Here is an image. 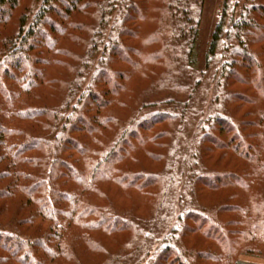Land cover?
I'll use <instances>...</instances> for the list:
<instances>
[{"label": "trees", "instance_id": "16d2710c", "mask_svg": "<svg viewBox=\"0 0 264 264\" xmlns=\"http://www.w3.org/2000/svg\"><path fill=\"white\" fill-rule=\"evenodd\" d=\"M21 1L0 0V180L4 181L0 184V198L4 200L13 191H20L24 196L21 205L15 206L12 213L7 210V203L3 201L0 205V264H82L76 259L82 247L104 251L107 256L100 264H159L162 260L172 259L178 264H194L196 259L211 260L212 264H241L240 250L248 253L261 250L256 244L264 243V196L252 192L250 200L238 207L240 221H236V227L242 228L239 234L246 236L247 244L242 249L239 248L240 240L229 238L226 223L218 217L222 205H201L197 197L202 187L223 183L231 177L241 187L251 186L254 176L242 162L213 169V174L199 169L191 176L189 174L190 178L181 176L184 183L189 184L192 198L191 204L182 210L168 208L165 201L166 187L171 186L166 185L169 180H166L165 170L167 154L172 152V139L160 144L158 155H153L156 160H163L154 171L125 172L111 167L126 152V147L132 145L130 139H138L139 130L148 129L149 124H166L163 134L166 132L168 137L167 130L182 118L179 111L187 109L189 100L194 98L196 80L195 85L191 82V87L186 84V89L181 73L175 69L178 70L177 65L184 58L190 65L194 61L204 0H163L162 23L151 35L153 39L163 38V46L155 49L149 58L159 57L166 61L169 69L159 84L169 96L162 99L159 95L145 94L140 106L126 119L118 114L117 106H112L116 95L113 91L120 83H111L109 78L125 79L124 73L115 72L111 64L115 57L124 54L123 38L136 27L134 16L143 13L140 2L35 0L34 6L25 8L19 15L18 29L3 33L2 25L12 18ZM88 8L91 13L85 14L90 20L78 28L83 31L79 38L83 49H71L70 52L62 48V35L74 24L72 13ZM262 41L264 0H224L207 65H215L214 77L220 81L218 87L224 85L228 89L226 113L231 118L221 111H210L201 122V146L194 156L203 170H212L206 164L207 155L214 156L212 146L221 145L212 133L216 128L223 137L224 148L229 147L227 142H235L232 150L237 157L248 159L250 146L254 148L244 134L246 121L233 114L234 108L230 105L239 93L230 87L238 77V59L242 64L247 62L256 66L259 78L255 82L263 83L264 51L254 46ZM58 62L69 67L62 77L65 80L63 96L43 105L34 103L32 87ZM101 81L103 85L99 84ZM104 85H111V90L104 89ZM183 90L186 97L181 95ZM165 105L173 106L165 108ZM111 124L117 127L116 131L111 136H104L103 127ZM255 148L256 156L264 166L260 145ZM67 178L74 184L64 183ZM102 180L124 187L151 188L146 213L122 208L116 199L107 195L108 186L98 184ZM92 192H98L100 201L89 196ZM23 207L26 210L23 211ZM160 215H164V219L159 220ZM154 218L160 228L158 232L150 225ZM174 220L179 225L173 228L154 255L146 247V250L142 248L136 261H130L138 254L130 253L138 235L146 233L150 242L153 239L158 242L159 233H164L165 225ZM207 224L209 242L203 249L179 242L183 241L184 235L189 236L195 228ZM118 231L130 232L131 237L115 250L96 239L103 232ZM149 257H153L151 261Z\"/></svg>", "mask_w": 264, "mask_h": 264}, {"label": "rangeland", "instance_id": "374dc122", "mask_svg": "<svg viewBox=\"0 0 264 264\" xmlns=\"http://www.w3.org/2000/svg\"><path fill=\"white\" fill-rule=\"evenodd\" d=\"M34 1L35 0H22L19 7L15 9L12 18L9 19L6 24L2 25V32L9 33L16 31L18 29L19 15L25 8L28 9V7L32 5L34 6ZM89 1L92 2L94 0ZM138 2H140V9L143 10V13L142 15L134 16L136 21V25L134 26L136 27L132 29V32H126L127 35L123 38L125 43L124 54L115 57L111 64V68L115 70V72L124 73L125 79L121 80L120 77L119 80H116V77L109 78L111 83L115 81H119L120 83L119 86L121 88L118 86V89L113 91L116 95L112 106H117L118 114L123 119L130 117L133 111L140 106L141 98L145 94L152 93L153 96L159 95L163 97L162 99H166V97L169 96V94H167L168 92L164 91L162 85L160 86L159 84L160 80L165 76L169 69L166 61L159 57L154 58L151 56L149 58V55L155 49H159L163 46V38L156 37L153 39L151 37L162 23L161 10H163V0H138ZM223 7L224 0H204L194 61L192 62V65H190L187 61L188 59L184 58L182 63L177 65L179 67L178 70L175 69L177 73H181V80L183 79L182 84L186 89V84L191 87V82L195 85L196 80V90L193 93V96L195 95L194 98L191 101L189 100L190 104L187 109H181L179 111L182 118L180 117V119L175 121L173 126L167 130L168 137L166 132L163 134V131H166V124L152 123L153 125H148L150 126L148 129L142 128V130H139L138 139H130L132 145L126 147V152L121 154V157L117 159L111 167L114 170L125 172H137L142 169L154 171L155 167H160L163 160H156L155 157L153 158V155H158L160 144L165 142L168 143L172 139V143L170 144L172 152L167 154L168 166L165 170V174L168 177L166 180H169L166 185L171 186L166 187L168 195L165 201L167 202L168 208L182 210L184 207L189 206L192 200L190 197L189 184H185L182 178H186V175L189 176V174L191 176V173L195 170L198 171L200 169L206 174H213V169L219 170L223 169L225 165L242 162V164H245V167L251 170L254 176V182L251 186L241 187L238 185V181L231 177L226 180L224 179L223 183H212L210 187H202L201 193L197 196L201 205H207L208 207L222 205L218 217L221 221L226 223L227 230L230 231L229 238L232 240H240L239 248L242 249L247 244L244 241L246 236L242 233L241 235L239 234L240 229L242 231V228L236 227V221H240V218L237 216L238 207L243 206L244 203L250 200L252 192L256 191V193L264 196V166H262L260 160L257 158L256 154L258 152L256 153L257 149L255 148L256 145H260L259 151H262V157H264V81L260 84L257 82L258 85L256 84L255 80L259 78L257 74L259 70L256 66L251 65L252 63L249 65L247 62L242 64V60L238 59L240 60V65H237L238 68L236 67L238 77L232 81L230 87L231 90L239 93L230 105L234 108L233 114L246 121L247 124L244 126V131L246 132H244V134L247 141L253 143L254 148L250 146V153H247L249 158H239L234 154V150H232L236 145L234 141L227 142L229 147L224 148L222 145L223 143L221 142L223 137L219 136L220 131L218 128L212 133L217 137L221 145H211L213 149H215V155L211 157L207 155L208 159L206 158V164L207 166H210L212 170H208L207 168H204L203 170L199 160L197 161L195 158L197 156H194L196 150L201 146V141H199V138L202 135V132H200V126L201 122L205 119V116H208L207 114L210 111H221L224 115H227L228 118V114L226 113L228 105V102H226L228 89L225 88L224 85L218 87L220 81L218 78L214 77L215 65H207V58L213 33L220 21ZM86 12L90 14L91 9H78L72 13L71 17L74 24L69 27L66 34L62 35V48L67 49L70 52L71 49H83V44L79 39L82 36L83 31L80 32L78 28L80 25L90 20L86 17ZM238 13L239 11L236 12V14ZM132 24L133 22L131 25ZM109 28L110 25L109 27L107 26V29ZM254 46L258 47L261 51H264V41L254 43ZM38 50L39 48L35 50L34 53L38 52ZM63 63H55L47 71L45 77L38 81L37 84L34 82L35 84L32 87V92H35L33 99L34 103L38 102L40 105H43L47 104L49 101H54V98L56 97L63 96L65 80L62 77L69 69V67L64 66ZM261 67L264 68V61H262ZM197 80L199 81L198 84ZM58 81L61 83L58 84ZM103 83L104 82L101 81L99 84L103 85ZM103 88L111 90L112 86L104 85ZM184 90V93H181V95L186 93ZM218 93L220 95L217 98ZM163 94L165 95L163 96ZM189 94H192L190 90ZM181 95L179 96L181 97ZM184 97H186V94ZM168 106L171 107L173 105H165V108ZM151 111H148L150 115L153 114ZM230 118L231 117L228 119ZM116 128L117 127L114 124H111L109 127H107V125L104 126V130L102 129V132L104 131L103 135L111 136L116 131ZM236 143H238V141ZM68 181L71 182V185L74 184L73 180L69 178L65 179L64 183H68ZM3 182L4 181L0 180V184ZM98 184L100 186H108L106 191L107 195L112 199H116V202L119 203L122 208H131L134 209L136 213L140 214L146 213L149 208L151 200L148 197V193L151 188L147 186L142 189L137 188L136 186L124 187L122 185H114L110 180H102L98 182ZM89 196L94 200L100 201V195L98 192H92ZM23 198L24 196L20 191H13V194L8 195L4 200L0 198V205L4 202L7 203V210L9 213H12L15 206L18 207L21 205ZM24 210H26V207H23V211ZM6 217H8V215ZM155 219L157 218H154V220L152 219L150 225H152V227L158 232L160 228ZM158 219H164V215L158 216ZM176 220L178 222L177 218ZM177 222L174 220L171 221L170 224L165 225L163 230L164 233H159L158 242L155 239L150 242L151 238H148L146 233L145 235L143 234V236L138 235L137 241L134 242V246L132 247L133 251L130 252L133 254L134 252L135 254L138 252V254L137 256L135 255L133 259H130V261H136L139 253H141L143 249L146 250V247H148V249L151 250L150 253L152 252L154 255L159 246H162V244L165 243L164 241L168 237V234L172 233L173 228L179 225ZM243 223H246V221H243ZM203 226L195 228L189 236L184 235L183 241L179 240V242H184L188 247L203 249L209 242V237H206L209 225L207 224ZM121 233L122 231L114 233L103 232L101 235H98L96 239L105 244L106 247L115 250L131 237L130 232L125 231L122 234ZM215 234L216 232H213L214 236ZM220 242L222 246H225L223 245L224 243L222 240ZM145 244L147 246H145ZM256 245L255 246L260 247L261 250H254L253 253H248L243 250L238 252V259L241 264H264V243L259 242ZM177 246L178 245H176V247ZM89 249L90 248L82 247L76 255V259L78 258L82 264H100L107 256L104 251L98 252ZM180 250L179 247V252L182 253V250ZM152 258L153 257H149V261H151ZM159 264L178 263L172 259V261L170 260L167 262L162 260ZM194 264H212V261L196 259Z\"/></svg>", "mask_w": 264, "mask_h": 264}]
</instances>
